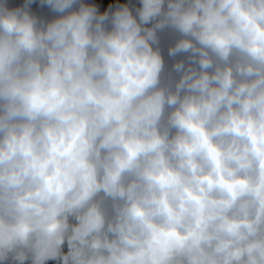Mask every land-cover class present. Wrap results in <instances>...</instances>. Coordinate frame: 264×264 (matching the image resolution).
Wrapping results in <instances>:
<instances>
[{
	"label": "clouds",
	"instance_id": "clouds-1",
	"mask_svg": "<svg viewBox=\"0 0 264 264\" xmlns=\"http://www.w3.org/2000/svg\"><path fill=\"white\" fill-rule=\"evenodd\" d=\"M0 264H264V0H0Z\"/></svg>",
	"mask_w": 264,
	"mask_h": 264
}]
</instances>
